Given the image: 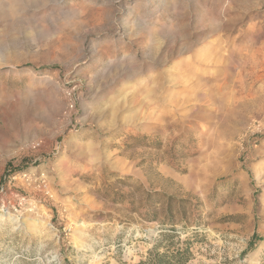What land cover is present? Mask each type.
<instances>
[{
	"label": "rangeland",
	"instance_id": "1",
	"mask_svg": "<svg viewBox=\"0 0 264 264\" xmlns=\"http://www.w3.org/2000/svg\"><path fill=\"white\" fill-rule=\"evenodd\" d=\"M185 244L264 264V0H0V264Z\"/></svg>",
	"mask_w": 264,
	"mask_h": 264
},
{
	"label": "trees",
	"instance_id": "2",
	"mask_svg": "<svg viewBox=\"0 0 264 264\" xmlns=\"http://www.w3.org/2000/svg\"><path fill=\"white\" fill-rule=\"evenodd\" d=\"M190 248L189 245L185 244L184 247H175L161 252L158 251L156 245H153L145 258L137 264H186L191 256Z\"/></svg>",
	"mask_w": 264,
	"mask_h": 264
}]
</instances>
